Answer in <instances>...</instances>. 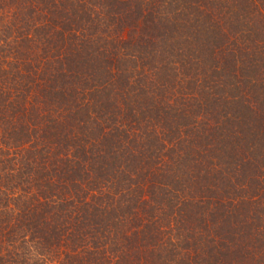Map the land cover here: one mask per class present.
<instances>
[{"label":"trees","instance_id":"16d2710c","mask_svg":"<svg viewBox=\"0 0 264 264\" xmlns=\"http://www.w3.org/2000/svg\"><path fill=\"white\" fill-rule=\"evenodd\" d=\"M0 264H264V0H0Z\"/></svg>","mask_w":264,"mask_h":264}]
</instances>
